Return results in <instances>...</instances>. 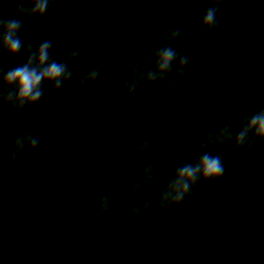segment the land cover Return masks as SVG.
Wrapping results in <instances>:
<instances>
[{"label": "clouds", "instance_id": "1", "mask_svg": "<svg viewBox=\"0 0 264 264\" xmlns=\"http://www.w3.org/2000/svg\"><path fill=\"white\" fill-rule=\"evenodd\" d=\"M49 2L50 0H17V11L21 15L43 17ZM219 2L220 0H212L214 6L209 7L201 18L202 28L211 31L216 27ZM26 4H30L31 7H25ZM21 26L22 22L19 19L0 18V53L16 56L21 51L23 43L18 35ZM179 34V29L174 30L168 37L169 43L156 52L155 67L146 76L148 83L162 79L170 71L178 55L171 47V41L175 40ZM51 47L50 40L42 41L35 49L29 43L25 49L27 59L23 64L10 68L6 72L0 68V89H7L6 92L0 91V103L10 104L18 111L23 110L26 106L35 105L41 100L44 94L43 84H50L53 90H58L65 81L70 79L72 74L67 64L51 57ZM78 54V52H72L70 59H74ZM188 60V56H180L178 74L183 73ZM98 75L99 70L93 69L85 79L92 82ZM140 79L145 77L136 79L128 88L129 93L136 88ZM222 131L227 135L216 141H213L210 136L206 143H224L232 138V133L227 127ZM256 140L264 141V110L245 118L235 136V145L237 148L245 144L251 147ZM38 144L39 140L32 135L17 138L13 145L15 151L12 159H15L25 146L31 150ZM224 172L225 167L221 156L204 152L195 163H185L176 169L173 179L163 191V197H160V207L180 205L199 181L219 180ZM98 208L101 213L108 209L106 197L99 201ZM137 211L138 209H134L133 214Z\"/></svg>", "mask_w": 264, "mask_h": 264}]
</instances>
